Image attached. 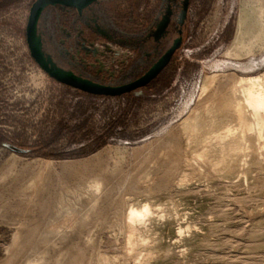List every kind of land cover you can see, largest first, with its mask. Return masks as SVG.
Instances as JSON below:
<instances>
[{
	"label": "rangeland",
	"instance_id": "rangeland-1",
	"mask_svg": "<svg viewBox=\"0 0 264 264\" xmlns=\"http://www.w3.org/2000/svg\"><path fill=\"white\" fill-rule=\"evenodd\" d=\"M34 1L0 0V264L31 256L35 243L40 250L47 248L41 235L53 224L73 233L76 216H66L60 224L63 220L51 213L57 210L59 194L65 188L83 187L103 167L114 169L118 161L123 172L107 174L113 186L117 184L110 190L112 197L108 193L106 202L99 204L104 207L98 205L93 214L103 217L80 229L79 241L86 249L81 256L123 254L128 230L115 221L123 218L127 200L128 206L149 203L153 212L138 225L129 259L105 264H264V131L260 136L256 129L244 133L243 156L234 164L199 168L177 180L171 173L165 184H159V177L146 182V190L131 189V177L141 172L143 157L152 156L156 139L190 114L211 76H264V0H192L183 42L169 66L149 85L122 95L88 93L41 68L26 37V17ZM99 1L82 16L71 8L47 7L40 31L46 51L57 62L71 60L77 73L117 84L145 70L143 48L133 59L127 55L136 49L132 37L142 33L148 16L153 18L163 0ZM97 24L108 32L127 33L132 42L117 44L97 31ZM223 103L230 106L231 100L226 96ZM245 113L251 123L250 111ZM229 127L243 134L236 119L228 118ZM150 142L151 149L141 148ZM103 149L105 160L96 158ZM190 150L194 154L203 147L191 143ZM87 158L81 165L86 170L89 166V173L80 164L63 167L65 161ZM47 161H52L50 166ZM49 222L52 226L45 227ZM38 223L44 224L42 229ZM18 225L25 239L15 241ZM37 237L43 243H37ZM68 238L60 244H68ZM26 239H32L30 244ZM20 241L25 247L20 248ZM71 251L76 253L71 249L67 257ZM69 257L67 263H74Z\"/></svg>",
	"mask_w": 264,
	"mask_h": 264
},
{
	"label": "bare ground",
	"instance_id": "bare-ground-1",
	"mask_svg": "<svg viewBox=\"0 0 264 264\" xmlns=\"http://www.w3.org/2000/svg\"><path fill=\"white\" fill-rule=\"evenodd\" d=\"M226 96H227V99L231 100L230 106H232L233 109H230V106H226L223 103V98ZM246 110L250 111V113H251V118H252L251 123H248L247 114L245 113ZM228 118H230V119L233 118V119H236L237 121H239L240 126L242 128V133H243L242 135H240V133H238L236 131H233L230 127L226 128V123L228 121ZM208 120H210V121H208ZM206 121H208V122H206ZM205 122L207 124H205ZM206 126H213L214 128H206ZM222 128H225V130L221 131ZM254 129H256L259 136L264 131V76H255V77H240L239 76V77H236L235 75H233L231 73L230 74H224V75L215 74V75L211 76V84L209 86L203 88L202 94H201L197 104L195 105L193 110L190 112V114L182 122H180L176 127L171 128L168 131V133L166 134V136L161 137L159 139H156V141L154 142L155 143V152L153 153L152 156L147 155V157H146V155L145 156L143 155L144 157H143V160L141 162L142 168H140L141 172L136 174L137 176L134 175V177H131V178H134V184H131V181H130V184L132 186L131 189L137 190V191L140 190V192L142 191V189L146 190V188H143L144 186L145 187L147 186L146 182L150 183L152 180H154V178H157V180H158L159 177H160L159 184H161V183L165 184L167 179L169 178L168 176L171 173L174 174L175 179L177 180L180 178V176L193 174L199 168H205L206 167L208 169H212V168L215 169L219 165L234 164L235 160H238L241 158V156H243L242 142H243V140L246 139L244 133L246 131H250V130H254ZM213 141H216V143H217L216 146H214L216 143L213 145ZM191 143L202 145L203 150L200 152L192 154V152L190 150ZM152 145H154L153 142H150L148 144L141 146V148H143L145 150H146V148L151 149ZM105 151H106V149L100 150L98 153L95 154L96 155L95 157L99 158V159H103L106 156V153H104ZM140 151H141V149H140ZM39 160L37 159L36 161H39ZM88 160H89V158L83 159V160L80 159V160L65 161L63 167H67L68 165H70V166H75L78 164L81 165L82 163H85ZM103 160H105V159H103ZM40 161H43V160H40ZM51 163H52V161L46 162V164L49 166L51 165ZM82 165H84V164H82ZM82 165L80 167H82ZM82 168H84V167H82ZM82 168H81V170H82ZM81 170H79L80 173H81ZM84 170H86V169L84 168ZM88 170H89V166H88ZM88 170H86V171L89 173L90 171H88ZM101 170H103V171L102 172L100 171L101 173L99 175H97V174L94 175L93 174L94 172L92 171L93 172L92 175L96 176L94 179L92 178L93 176L90 173V175L92 176L90 178H92V180L89 183L84 184V181H82V180H84V179H82L84 176L81 177L80 179H82L81 181L84 184L83 187L65 188L66 186L63 185V187L66 189V190L64 189L65 190L64 193L63 192L60 194L58 193L59 196H58L57 200L55 199L57 196L54 199H52V200H56L58 207H57V210L55 212H51V213H54L56 216H58L60 219L63 220L61 222L59 219H57L60 221V224L65 223V221H66L65 217L66 216H70L69 218H71V219L73 218V216L74 217L76 216L74 220H75V224H76L75 227L77 230L75 229L74 232L72 231L73 233H71L69 231L71 234L68 235L66 233L67 231H64V229L61 228V225L56 226V224H57L56 222H55L56 223L55 226L52 223L53 221L51 222L53 224V226H52V224H50V222L47 223L46 225L42 224L45 227H48V226L51 227L52 226L51 230L49 232L47 231L48 234L41 235L42 241L44 242L43 246H45V244H48L47 245L48 247L47 248L43 247L44 249L40 250V247L38 248L36 246V243L34 242L35 243L34 251H32V252H34V254H32L31 256L28 255L27 257L23 258L25 256L23 254V252H25V249H27V248H24V250L22 251V254L24 256L22 257V254H20L21 255L20 257L23 259L20 260L19 262L16 261L18 264H68L67 258L71 255L72 251L70 252V255L68 257H67V255L69 253V250H71V249H74V251L76 250V253L78 254L77 256L79 257L78 258L75 256L76 259L78 258L77 261L72 259L71 257H69V259L71 258L74 261V263L72 262L73 264H87L91 260H93V262H91L93 264H105L107 262H111L114 260H122V261L126 260L127 261L129 259L130 254L133 251V247H134L133 235H134L135 231L137 230L138 225L146 222L147 217H149V215L153 212L152 206L149 203H145L142 207H136L135 205L128 206L127 200L124 202L122 201L123 205L125 206L124 216H123V218H121V216H120V214L121 215L123 214L122 213L123 210H122V212L119 213V217L121 218V221H119V220L115 221L116 224H118V225L121 224V226L126 227L128 230L127 238H125L126 244L124 247V252L121 256L112 257V256H108L104 253H98L94 257H92V256L88 257L87 256L86 258H84L83 254H82L83 256H81V253H85V252H83V249H84L83 244H81L80 243L81 241H79L80 238L82 239V237H83L81 235L80 229L84 228V227L86 228L87 224H90L92 222H94L96 224L98 223V219L96 218L98 216V214L96 215V217H94L93 214L95 213V210L97 209L100 202H102L106 198L107 195L110 194V196H111L110 190H111L112 186L114 185L111 183V179H110L111 175H110V178H108L107 174L108 173H110V174L111 173L112 174L119 173L121 171L120 162L118 161L116 163V166L114 167V169L110 170L109 167H107V168L103 167V169H101ZM65 171H66V169H65ZM97 172H99V170ZM97 172H95V173H97ZM121 172H123V171H121ZM76 173L80 174L79 172H76ZM83 173H84V171H83ZM87 176H88V174H87ZM122 176H124V175L122 174ZM38 177H40V173L38 174ZM119 177H121V174L119 175ZM131 178L129 180H132ZM115 179H117V178H115ZM115 179H114L115 182L113 181L114 183H116ZM38 180H39V178H38ZM88 180H90V179H88ZM85 181H86V179H85ZM64 182H65V180H64ZM79 182H80V180H79ZM117 183H118V181H117ZM83 184H81V185H83ZM116 185L117 184H115V186H113V187H116ZM148 186H151V184H149ZM62 191H63V189H62ZM113 191H115V190H113ZM113 191H112V194H113ZM58 194H56V195H58ZM123 198L124 197H122V199ZM105 202L103 201V203H105ZM49 204H51V203H49ZM54 205H55V203H54ZM101 205H102V203H101ZM101 205H99V207ZM81 206H85L84 207L85 209H83V207H81ZM121 208H123V207H121ZM101 209H103V208H101ZM49 210L52 211L50 209V207H49ZM116 211H117V209H116ZM96 212H97V210H96ZM99 212H101V211H99ZM113 212H115V210ZM58 217H56V218H58ZM98 217H100V219H101L103 216H98ZM110 220H109V222H110ZM71 223H68V224H69V226L72 227V225H74V224H71ZM22 225L21 226L18 225L17 231L14 235L15 241L22 234V230H23ZM34 225H36V224H34ZM38 225H39V223H38ZM42 225L37 226V228L41 227V229H42L43 228ZM31 226H33V225H31ZM66 227H67V225L65 226V228ZM85 228H84V230H85ZM91 228H90V230H91ZM84 230L82 231V233L85 232ZM23 232H25V231L23 230ZM42 232H44V231H42ZM42 232H41V234H42ZM24 234L25 233H23V235ZM31 234H32V231H31ZM37 235H40V234L37 233ZM83 235H84V233H83ZM21 237L23 238V237H25V235L21 236ZM29 237H30V235H29ZM29 237H27V238H29ZM41 237H40V239H41ZM67 237H69L68 240L69 239L72 240V238H75L76 240L74 242L73 241L71 242V240H70V242L68 241V244H64V245L60 244V242L64 238L66 240ZM31 238H33V241H34L35 236L31 237ZM24 239L25 238H23V240ZM40 239H38V237H37V240H38V241L36 240L37 243L39 242ZM23 240H21V241L23 242ZM26 240H28V239H26ZM21 241L18 244L19 245L21 244L20 248H23V247H25L24 246L25 242L23 245V243H21ZM28 241L30 244L32 239L31 240L29 239ZM42 241H41V243H43ZM63 242H61V243H63ZM19 245H18V247H19ZM26 245L28 246V244H26ZM29 247H31V246H29ZM86 247H87V245H86ZM41 249H42V247H41ZM15 250H16V248H15ZM84 250H86V249H84ZM13 251L11 252L12 255H16ZM17 251H16V253H17ZM19 252H21V251H19ZM88 252H89V250H88ZM74 253H72V254H74ZM76 253H75V255H76ZM25 254H27V253H25ZM71 256L74 257L73 255H71ZM71 259H70V261H71ZM17 263H15V264H17ZM72 263H70V264H72Z\"/></svg>",
	"mask_w": 264,
	"mask_h": 264
},
{
	"label": "water",
	"instance_id": "water-1",
	"mask_svg": "<svg viewBox=\"0 0 264 264\" xmlns=\"http://www.w3.org/2000/svg\"><path fill=\"white\" fill-rule=\"evenodd\" d=\"M99 0H35L31 6L29 20L26 28V37L29 49L34 60L51 77L57 81L80 89L82 91L97 95H122L132 92L149 84L159 72L170 62L173 53L181 46L182 37L175 40L173 46L161 57V59L142 77L137 80L122 84L113 85L95 81L60 66L52 54L45 49L44 38L40 31V20L44 10L49 6H61L62 8L76 9L82 13L84 9ZM189 0H186L182 23L188 13ZM168 19L158 25V29L165 31L168 26Z\"/></svg>",
	"mask_w": 264,
	"mask_h": 264
},
{
	"label": "flooded vegetation",
	"instance_id": "flooded-vegetation-1",
	"mask_svg": "<svg viewBox=\"0 0 264 264\" xmlns=\"http://www.w3.org/2000/svg\"><path fill=\"white\" fill-rule=\"evenodd\" d=\"M191 1L192 0H189L188 13H187L184 23H182L181 21L183 19V11H184L186 0H163L161 1L159 10H157L158 12L155 13L153 18L150 19V17L148 16V19L146 20L147 22L145 23L146 27L144 28L142 33L132 37L133 38L132 41L134 42L133 44L136 46L134 54L129 53V55H127L129 58L133 59L136 56L135 54L139 52V48L140 47L143 48V54H144L143 56H144L145 65H146L145 70L137 76H134V77H131L125 80H121L117 84H113V85L127 84V83L133 82L137 80L138 78L142 77L173 46L176 39H178L179 37H182V42H183L184 29H185L186 21L188 18ZM98 3H100V1L93 3L91 6L95 4L97 5ZM91 6H89L88 8H90ZM88 8L84 9L82 13L78 12L76 9L74 10H76L79 16H82L85 10H87ZM92 19L96 20L94 18ZM167 19L169 23H168V26L166 27V30L161 31L160 29H158V25ZM150 21L152 22L150 23ZM96 30L101 31L102 33H104L107 37H109L112 41L116 42L117 44L124 45V43L126 42L129 43V40L131 39V37H129L127 33H124L119 29H116L112 32H108L102 27H99V25L97 24ZM180 47L173 53L170 62L159 72V74L153 80L159 77L164 72V70L169 66V64L173 60L174 56L176 55ZM57 63L63 68L68 69V70H73L75 73H77L73 68V62L71 60L66 59V63L64 64H61L59 62ZM77 74L82 75V73H77ZM153 80L151 82H153Z\"/></svg>",
	"mask_w": 264,
	"mask_h": 264
},
{
	"label": "built area",
	"instance_id": "built-area-1",
	"mask_svg": "<svg viewBox=\"0 0 264 264\" xmlns=\"http://www.w3.org/2000/svg\"><path fill=\"white\" fill-rule=\"evenodd\" d=\"M30 15V14H29ZM28 18V20H29V16H28V14H27V17H26V19ZM27 24H28V22H27ZM32 56V55H31ZM34 59V58H33Z\"/></svg>",
	"mask_w": 264,
	"mask_h": 264
}]
</instances>
